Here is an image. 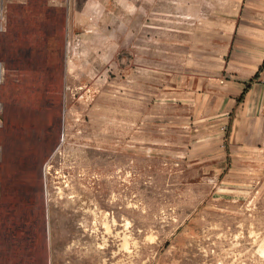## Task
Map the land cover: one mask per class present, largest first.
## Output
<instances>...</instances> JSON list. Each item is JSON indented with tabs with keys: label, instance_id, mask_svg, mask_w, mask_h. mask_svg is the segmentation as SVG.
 <instances>
[{
	"label": "rangeland",
	"instance_id": "rangeland-1",
	"mask_svg": "<svg viewBox=\"0 0 264 264\" xmlns=\"http://www.w3.org/2000/svg\"><path fill=\"white\" fill-rule=\"evenodd\" d=\"M240 1L0 0V264H264V137L202 150Z\"/></svg>",
	"mask_w": 264,
	"mask_h": 264
},
{
	"label": "crops",
	"instance_id": "crops-1",
	"mask_svg": "<svg viewBox=\"0 0 264 264\" xmlns=\"http://www.w3.org/2000/svg\"><path fill=\"white\" fill-rule=\"evenodd\" d=\"M235 15L226 19L230 27L217 66L207 72L222 113L217 122L227 121L228 131H214L202 150H263L258 125L264 122V0H241Z\"/></svg>",
	"mask_w": 264,
	"mask_h": 264
}]
</instances>
